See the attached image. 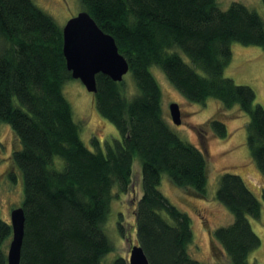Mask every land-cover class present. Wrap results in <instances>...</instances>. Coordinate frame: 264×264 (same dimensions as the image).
Segmentation results:
<instances>
[{
	"label": "trees",
	"instance_id": "trees-1",
	"mask_svg": "<svg viewBox=\"0 0 264 264\" xmlns=\"http://www.w3.org/2000/svg\"><path fill=\"white\" fill-rule=\"evenodd\" d=\"M78 1L115 39L135 87L129 93L123 80L96 75L95 107L120 137L103 148L93 137L95 150L84 144L63 91L73 78L62 51V27L33 0H0V125L8 124L18 140L12 162L23 185L19 264H103L113 249L104 229L110 204L116 192L129 189L135 157L142 195L134 228L149 264H212L190 255L191 216L159 188L165 175L189 196H208L206 156L169 127L153 68L187 100L219 101L217 113L199 129L226 137L220 111L237 107L247 114L246 143L264 176V108L254 102L250 86L224 75L232 42L264 50L263 19L237 1L226 9L217 0ZM214 199L233 215L231 223L210 232L217 264H252L261 240L249 218L260 217V201L230 172L221 174ZM118 230L123 234L121 223ZM11 235L10 222L0 216V264H7ZM111 264L128 262L119 256Z\"/></svg>",
	"mask_w": 264,
	"mask_h": 264
},
{
	"label": "rangeland",
	"instance_id": "rangeland-1",
	"mask_svg": "<svg viewBox=\"0 0 264 264\" xmlns=\"http://www.w3.org/2000/svg\"><path fill=\"white\" fill-rule=\"evenodd\" d=\"M56 23L63 27L69 18L82 10L78 0H33ZM222 9L233 1L240 2L256 11L264 21V5L261 0H217ZM232 57L224 69V75L236 84L250 86L255 92V103L264 108V50L260 46H245L238 42L231 43ZM153 73L162 91V107L165 119L171 130L182 140L200 147L207 160V193L205 199L187 195L183 189L171 185L167 176L160 182L162 193L178 208L191 216L193 242L189 247L190 255L201 262L217 264L210 248V232L217 227L233 221V215L218 201L214 194L218 181L224 172L239 175L249 190L261 203L258 219L249 218L253 231L261 240L260 246L252 253V264H264V176L257 168L247 146V114L237 107L224 112L220 111L225 123L227 136L218 137L203 124L219 109V101L208 98L204 103L187 100L166 78L162 70L153 68ZM124 87L129 93L135 92L134 82L127 73L123 78ZM63 91L72 105L74 119L81 125V137L91 150V139L96 137L100 147L106 142L119 138L116 127L103 118L94 104L93 93L88 92L78 79H71L64 84ZM176 102L181 110V123H173L169 104ZM224 112V113H222ZM18 140L8 124L0 125V216L10 222V212L21 206L23 199L22 179L12 162V151L17 148ZM14 175L11 181L9 175ZM141 166L137 157L133 162L132 177L129 189L125 193L116 192L110 204V213L104 229L112 243V251L104 258L103 264H111L116 257L122 256L128 262L129 247L137 244L134 228V210L142 195ZM123 227V234L118 224ZM223 261L226 262L225 258Z\"/></svg>",
	"mask_w": 264,
	"mask_h": 264
},
{
	"label": "water",
	"instance_id": "water-1",
	"mask_svg": "<svg viewBox=\"0 0 264 264\" xmlns=\"http://www.w3.org/2000/svg\"><path fill=\"white\" fill-rule=\"evenodd\" d=\"M62 36L66 68L72 78L80 80L88 92L97 91V74L120 82L129 71L128 61L119 52L113 36L104 32L86 10L79 11L67 20L62 27ZM169 113L173 123L179 125V104L171 102ZM24 225L25 214L22 206L13 208L10 212L12 235L6 250L7 264L20 263ZM128 250V264H149L141 245L133 244Z\"/></svg>",
	"mask_w": 264,
	"mask_h": 264
}]
</instances>
